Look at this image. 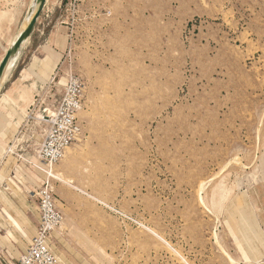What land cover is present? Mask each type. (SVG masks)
Masks as SVG:
<instances>
[{
  "label": "rangeland",
  "instance_id": "374dc122",
  "mask_svg": "<svg viewBox=\"0 0 264 264\" xmlns=\"http://www.w3.org/2000/svg\"><path fill=\"white\" fill-rule=\"evenodd\" d=\"M31 3L0 0V59ZM37 23L13 76L66 37L86 87L59 178L33 165L37 132L30 169L9 154L26 194L51 177L63 203L59 264H264V0H48Z\"/></svg>",
  "mask_w": 264,
  "mask_h": 264
},
{
  "label": "crops",
  "instance_id": "0c3cea01",
  "mask_svg": "<svg viewBox=\"0 0 264 264\" xmlns=\"http://www.w3.org/2000/svg\"><path fill=\"white\" fill-rule=\"evenodd\" d=\"M38 22H40V18ZM37 32L38 27L36 25L31 37L24 45L22 51L14 60L11 61V65H9L5 70L3 78L0 82V177L3 174V178H0V261L4 264H9L19 260L33 241L40 224V213L38 210L36 191L46 179V176L42 178L41 184L35 189L27 191L28 194H26L24 189L15 179L16 175L21 173V170L16 169L15 164H13L11 170L8 172L10 168L9 165L13 161V156L9 154H14V157H16V163L21 164L23 169L25 168V164H28V169H30L28 159L25 157L32 158L33 156H27V154H20L18 152V143L21 140L19 137L25 128L27 129L26 131L32 132L33 134L35 132L38 133L39 129L42 131V141L43 131L46 129V127L44 125L37 126L36 124H27L29 112L36 100L43 94L46 97V102L49 106V109H55L63 96L67 75L69 74V72L65 70L66 64H64L63 61L67 46V39L66 37H63L58 39L59 44L62 47L60 51L51 43L54 41V38H50V44L47 43L46 45L44 44L42 46H37L36 50H39L34 52L28 65L21 68L18 71V75L16 77L13 76L18 68L20 60H22V58L25 56L24 50L34 42ZM47 53L50 55L58 53L59 59L54 71L49 73L48 76H45L38 68L39 66H45L40 63L38 64L37 59L41 60L46 58ZM4 55L1 57L0 63ZM62 64H64V68H61L64 76H60L59 79L56 80L55 72L59 65ZM25 68H28L30 71L29 76L28 70H23ZM26 124L27 126H25ZM12 146L14 147V152L11 151ZM18 156L21 157L22 160L19 159ZM65 157L62 159V166L66 167L68 164L73 162V158L71 157L65 160ZM7 159L8 161L5 162ZM24 161H27V163ZM4 162L5 166L3 167ZM42 162L44 165H47L46 162ZM2 192L9 196V204H6L5 197H1ZM56 196L58 205L64 212L63 203L61 202V199L58 197L57 193ZM33 204L36 205L37 212ZM30 211L35 215V222L28 215V212ZM11 218L14 220L13 223ZM51 243L56 251L53 235Z\"/></svg>",
  "mask_w": 264,
  "mask_h": 264
},
{
  "label": "built area",
  "instance_id": "2783aa9c",
  "mask_svg": "<svg viewBox=\"0 0 264 264\" xmlns=\"http://www.w3.org/2000/svg\"><path fill=\"white\" fill-rule=\"evenodd\" d=\"M85 94L86 87L83 79L75 73H69L63 96L55 109H49L44 94L33 104L27 124L46 127L37 153L47 165L61 162L67 151L80 140L83 128L79 113L84 107ZM50 178L47 177L36 191L40 224L33 241L19 260L9 264L60 263L51 239L53 233L64 223L65 215L58 205ZM0 264L4 263L0 261Z\"/></svg>",
  "mask_w": 264,
  "mask_h": 264
},
{
  "label": "water",
  "instance_id": "95a60500",
  "mask_svg": "<svg viewBox=\"0 0 264 264\" xmlns=\"http://www.w3.org/2000/svg\"><path fill=\"white\" fill-rule=\"evenodd\" d=\"M36 11L33 13L32 18L28 22L27 27L18 35L15 42L11 47L6 51L1 63H0V82L3 78L4 72L8 66V64L14 60L17 55L22 51L23 44L28 41L31 37L39 18L41 17L42 12L44 11L47 0H36Z\"/></svg>",
  "mask_w": 264,
  "mask_h": 264
},
{
  "label": "bare ground",
  "instance_id": "6f19581e",
  "mask_svg": "<svg viewBox=\"0 0 264 264\" xmlns=\"http://www.w3.org/2000/svg\"><path fill=\"white\" fill-rule=\"evenodd\" d=\"M36 0H32V3H31V5H30V8H29V11H28V15H27V17H26V20H25V22L23 23V25L20 27V30L18 31V33L15 35V37H14V39L12 40V42L10 43V47L12 46V44L15 42V40H16V38L18 37V35L27 27V25H28V22L30 21V19L32 18V16H33V13H35V11H36V8H37V5H36V2H35ZM47 2H48V0H47ZM27 43V41L23 44V47H24V45ZM47 60H48V57H46V58H44V59H41V60H38L37 59V63L39 64H42V65H44V66H46V64H47ZM11 63V62H10ZM8 64V66L9 65H11V64ZM7 66V67H8ZM7 69V68H6ZM36 135V138H38V139H41V134L40 133H36L35 134ZM78 145V144H77ZM37 156H38V154H37ZM37 156H35V161H34V167H35V169H36V171H41V172H43V173H46V174H48L49 176H52V177H55V178H59V176L60 175H58L56 172H55V170H53L52 168H50L49 166H46V165H42L39 161H40V159H39V156L37 157ZM37 159V160H36ZM39 160V161H38ZM2 178H3V174H2V176H1ZM0 177V178H1ZM260 257V256H259ZM231 260H232V258H231Z\"/></svg>",
  "mask_w": 264,
  "mask_h": 264
}]
</instances>
